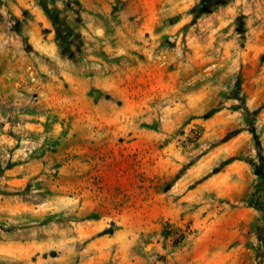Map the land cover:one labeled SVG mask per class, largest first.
I'll return each mask as SVG.
<instances>
[{
  "label": "rangeland",
  "instance_id": "rangeland-1",
  "mask_svg": "<svg viewBox=\"0 0 264 264\" xmlns=\"http://www.w3.org/2000/svg\"><path fill=\"white\" fill-rule=\"evenodd\" d=\"M264 0H0V264H264Z\"/></svg>",
  "mask_w": 264,
  "mask_h": 264
},
{
  "label": "trees",
  "instance_id": "trees-1",
  "mask_svg": "<svg viewBox=\"0 0 264 264\" xmlns=\"http://www.w3.org/2000/svg\"><path fill=\"white\" fill-rule=\"evenodd\" d=\"M264 214V212H262Z\"/></svg>",
  "mask_w": 264,
  "mask_h": 264
}]
</instances>
